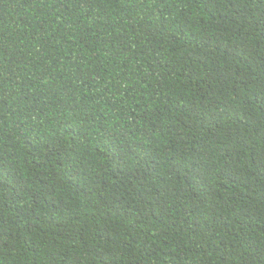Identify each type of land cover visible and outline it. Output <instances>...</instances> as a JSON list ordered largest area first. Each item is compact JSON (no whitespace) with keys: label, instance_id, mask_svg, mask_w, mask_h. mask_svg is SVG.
Wrapping results in <instances>:
<instances>
[{"label":"trees","instance_id":"obj_1","mask_svg":"<svg viewBox=\"0 0 264 264\" xmlns=\"http://www.w3.org/2000/svg\"><path fill=\"white\" fill-rule=\"evenodd\" d=\"M0 264H264V0H0Z\"/></svg>","mask_w":264,"mask_h":264}]
</instances>
